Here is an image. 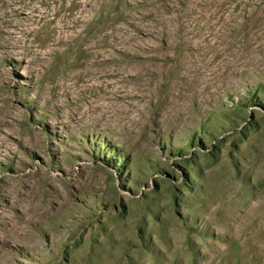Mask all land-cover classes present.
Here are the masks:
<instances>
[{
  "label": "rangeland",
  "instance_id": "1",
  "mask_svg": "<svg viewBox=\"0 0 264 264\" xmlns=\"http://www.w3.org/2000/svg\"><path fill=\"white\" fill-rule=\"evenodd\" d=\"M214 1L0 0V264H264V0Z\"/></svg>",
  "mask_w": 264,
  "mask_h": 264
},
{
  "label": "bare ground",
  "instance_id": "2",
  "mask_svg": "<svg viewBox=\"0 0 264 264\" xmlns=\"http://www.w3.org/2000/svg\"><path fill=\"white\" fill-rule=\"evenodd\" d=\"M204 1H205V0H204ZM206 1H207V0H206ZM218 2H220V3H221V2H222V0H219ZM216 3H217L216 1H214V0L212 1V0H211V2L209 3V5L215 6V5H216ZM213 8H214V7H213ZM214 11H215V10H214Z\"/></svg>",
  "mask_w": 264,
  "mask_h": 264
}]
</instances>
